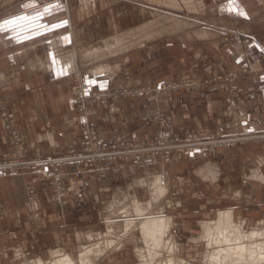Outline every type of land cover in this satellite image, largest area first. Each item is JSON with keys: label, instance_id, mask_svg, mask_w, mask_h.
I'll list each match as a JSON object with an SVG mask.
<instances>
[{"label": "crops", "instance_id": "0c3cea01", "mask_svg": "<svg viewBox=\"0 0 264 264\" xmlns=\"http://www.w3.org/2000/svg\"><path fill=\"white\" fill-rule=\"evenodd\" d=\"M64 1L59 5L60 0H51L43 10L20 13L0 25V98L9 100L23 144L31 153L56 154L67 147H80V115L75 112L70 83L76 68L85 82L100 90L114 83L177 76L203 80L213 73L234 71L242 93L236 107L238 119L242 125L264 126V0ZM119 2L137 5L141 13L150 8L163 9L193 21L194 26L147 38L105 59L113 66L107 75L90 73L88 65L78 59L67 71V66H54L48 71L29 67V60L38 55L63 47L74 51L80 46L101 45L103 39L146 22L132 7L118 8ZM224 96L219 85L204 84L197 92L180 90L152 104L138 98L106 101L95 110L98 133L102 138L116 135L142 141L158 133L156 118L161 115L171 132L223 129ZM6 145V123L0 117V151ZM242 163L243 170L239 169ZM161 170L164 167L159 163L65 169L68 200L63 205L57 203L48 182L40 177H0L3 225L11 233L0 245V255H26L28 248L33 250L29 254L36 255L35 247L44 248L43 253L48 255L50 249H68L63 242L65 236L80 244L89 231L105 221L109 207L117 209L127 205L129 199L140 200V194L147 192L151 198V180L155 174H162ZM166 170L174 175L177 187L192 193L195 200H202L205 191L203 201L207 203L238 206L243 190L239 176L246 174L254 207L259 213L264 210V145L245 147L223 159L193 154L176 160ZM27 185L35 196L34 222L44 229L40 234H22L33 228L30 210L25 206ZM96 207L103 208L101 214L95 213Z\"/></svg>", "mask_w": 264, "mask_h": 264}, {"label": "rangeland", "instance_id": "374dc122", "mask_svg": "<svg viewBox=\"0 0 264 264\" xmlns=\"http://www.w3.org/2000/svg\"><path fill=\"white\" fill-rule=\"evenodd\" d=\"M50 2L51 0H0V25L2 22L5 23L8 20L13 19L15 15H19L20 13H26L30 10L35 9L43 10L46 4H49ZM64 3V0H60L59 5H63ZM118 4V8L125 6L132 7L133 11L139 15V19L142 18V20L146 22H148L149 20H153V18L157 17L158 14V11L153 8H150L146 11L144 10L143 14L140 12V9H138L139 7H137V5H124L122 2H119ZM112 7L114 9L115 5ZM162 10L163 9H160L161 12ZM112 19H114V16L112 17ZM11 25H13V23L9 26ZM168 33L169 31H163L160 32V34H157V36H168ZM155 36L153 35L152 37ZM105 39H103V41ZM88 47L90 46H87L85 48L80 46L78 47L79 50L76 49L74 51L71 47H63L57 48L54 52L49 53H70L71 57L69 58L70 60L68 59L69 61L66 69L67 71L71 68V65L75 62V59L82 61V59L80 58L81 52L83 51V49H87ZM49 53H46L42 56L38 55L36 57L44 58ZM104 62L107 63L105 59ZM82 63L85 64L84 61H82ZM85 65H88L90 73H92L91 65ZM237 74L238 73L234 71H227L225 73H213L208 78H205L203 80H200L194 76H177L172 79H163L159 81L142 80L136 83H114L111 85V87L100 90L85 82V80H83L82 78V74L80 73L78 68H76V70L73 71V73H71L70 75V83L72 87V95L76 103L75 112L80 115L78 123L80 147H67L63 151L56 154L31 153L24 146L22 135L18 129L15 115L10 108V102L7 98L1 97L0 117L6 123L7 147L4 150H1L0 153L11 151L9 141L13 132H15L20 137V142L15 146V149L17 152H21L22 150L23 157L21 159L25 163H28L38 157L52 156L53 158H60L64 155H76L81 152H86L88 156L94 154L95 157L94 160L89 162L69 165L63 163L64 161H62L61 166L57 171L60 179L57 183L56 181H54V179L48 178L44 174L32 171L31 169L20 170L14 173L0 175V177L23 175H34L40 177L48 182L51 189V194L53 198L56 199L57 203L59 205H63L68 200L67 191L65 190V169L74 170L85 166L102 167L109 164L126 165L127 167H139L140 165L151 166L155 163L162 164L164 170H161L162 174H158V176L162 177L165 185L167 186V190L163 194V196H160L159 199L152 200V205L154 208L153 210H155V208L160 203L164 204L163 200H165L166 198L169 200L170 203L165 204L163 210L166 211L167 214L172 216V224L169 232L172 235L173 241L179 248L180 255L191 264H204L206 262V259L204 258H206L205 255L208 249L207 244H205L206 242L202 236L203 231H201L203 228V222H208L213 219L215 213L221 209H232L234 212L233 214L236 223L240 220L243 221L241 223L243 229L245 231H250L252 228L262 227V225H264V210L262 213H259V210L254 207L253 201L251 199L252 185L250 184L249 177L246 174H242L239 176L240 184L243 190L241 193V204L240 206H238L235 203L227 204L223 202L219 203L217 201L211 202L209 199L208 200L210 201V203H207L206 201H203L205 196H207V192L205 191L202 192V200H195L193 196H191L192 193L188 192L186 189L181 190L177 187V185L175 184L174 175L171 172H168L166 168H168V166H170L176 160L188 159L193 154L199 155L200 157H217L223 159L226 155H235L238 151H241L245 147L264 145V126L251 127L248 125H242V123L238 119L236 107L241 99L242 93L240 86L237 84ZM3 77H5V75ZM204 84L219 85L225 93L223 110L226 124L223 129H215L211 131L189 130L184 131L183 133L171 132L166 126L165 117L161 115L157 116L156 118L157 124L159 126L158 133L149 139H145L142 141H133L122 137H117L116 135L108 138H102L98 133L95 110L103 102L138 98L147 101L149 104H152L157 98L162 96L174 95L180 90L197 92ZM162 86L164 89L161 88ZM77 88H81L82 91L80 92V90H78ZM79 94L83 96V105H81L82 103L80 104V98L78 96ZM236 121H239V128H235L234 126L237 123ZM84 125H87L89 127V130L94 133L98 142L100 143V148H98V146H93L95 147V150L92 151V148L88 147L89 145L85 144V142L87 141L83 132ZM233 133L235 134L233 135ZM243 168L244 165L242 163L240 164L239 169L243 170ZM99 175H101V173H98V176ZM155 176L153 177V179L155 178ZM99 178L102 177L99 176ZM153 179L151 180V185ZM26 189H28V193L26 195L25 206H27L30 210L31 219H33V221L31 220L33 228L31 230H27L26 232H22V234L28 233L34 235V232L40 234L42 233V231H44V229L40 225H36L34 222V217L37 213V209L32 207L35 202V196L30 189V185H27ZM148 194L150 193L147 192L145 193V195L140 194L139 198L141 201L138 199L139 202L144 203L145 201L149 200L150 198ZM134 199H129L127 206H130ZM122 207H125V205L117 208H120L118 210V213L123 210ZM102 209L96 207L94 211L95 213L99 211L98 213L101 214ZM111 209H113L114 211L117 210L113 207H109L107 209L108 213L106 215V218L109 216ZM113 215L115 214L113 213ZM3 221L4 213L0 209V245L3 244V242H5L3 240L7 239L11 234L4 227ZM119 231L120 229L118 228L116 232L121 235L123 232ZM105 232L106 221H102L96 226V229L94 227V229L91 232L89 231L88 233H92L93 235L96 234V236H94L99 242H102V239L99 238V233H102V236H105ZM113 236H115V234H113ZM138 237L139 236L136 231L130 234L125 240H123V242H118L117 237V240L115 239V245L110 248L111 250H109L108 252H104L103 255L94 264H140L141 260L135 254V245L140 244V239ZM198 238L201 240H199ZM196 241H198L199 243ZM63 242L67 244V246L65 247L68 248L63 250L69 252L73 251V253L76 254L79 246H85L94 241L84 238V240H82L81 243L77 245V241L69 239L67 236H65ZM30 243L32 242L30 241ZM76 245L78 248L76 247ZM34 250H36L37 252L36 255H31L33 254L31 253V251H33L31 250V248H28V251H26V255L22 252V254L18 256L9 254L8 257H4L0 255V263L20 264L23 261L31 262L38 257L42 258L44 261H49L50 251L55 249H50L48 255L43 253L44 248L39 249L35 247Z\"/></svg>", "mask_w": 264, "mask_h": 264}, {"label": "bare ground", "instance_id": "6f19581e", "mask_svg": "<svg viewBox=\"0 0 264 264\" xmlns=\"http://www.w3.org/2000/svg\"><path fill=\"white\" fill-rule=\"evenodd\" d=\"M159 11L153 20L136 28L114 34L106 38L101 45H92L83 49L80 58L85 64L91 65L93 74L107 75L113 71V66L105 63L104 59L120 54L147 38L151 39L155 34L157 36L160 32L182 31V29L185 30L186 27L193 25V21L187 18ZM199 31L200 29L197 32L201 35ZM207 33L209 34V32ZM70 57V54L64 52L49 53L44 58L30 59L28 65L42 71H47L54 66L64 69ZM254 178L256 177L254 176ZM150 188L151 198L144 203L134 199L132 203L130 202V206L125 205L119 213L120 208L115 211L110 210V214L105 220V236L99 233L102 242L97 240L96 234L94 236L92 233H88L84 238L94 242L79 246L76 254L73 251L69 252L59 248L50 251L49 261L38 257L31 262L23 261L20 264H94L104 252L111 250L110 248L115 245L117 237L118 242H123L134 231L138 233L140 239V244L135 245V254L141 260L140 264H191L180 255L179 248L169 232L172 216L163 210L165 204L170 203L169 200L166 198L163 200L164 204L160 203L153 210L152 200L159 199L167 190L162 177L156 175ZM213 217L210 221L202 223V236L208 249L204 264H264V225L245 231L241 224L243 221L240 220L236 223L232 209H221ZM118 228L123 232L121 235L116 232Z\"/></svg>", "mask_w": 264, "mask_h": 264}, {"label": "built area", "instance_id": "2783aa9c", "mask_svg": "<svg viewBox=\"0 0 264 264\" xmlns=\"http://www.w3.org/2000/svg\"><path fill=\"white\" fill-rule=\"evenodd\" d=\"M83 88V87H82ZM162 89L163 86L161 87ZM78 89V88H77ZM80 92L82 91L79 88ZM79 96L80 104H84V99L81 94ZM97 97V96H96ZM82 98V99H81ZM234 125L235 128H239V121ZM84 136L86 138L85 144L89 145L88 147L92 148V151L95 150V147L98 146L100 148V143L98 142L96 136L93 132L89 130V127L84 125L83 128ZM235 133H233L234 135ZM20 137L18 134L13 132L11 139L9 141L11 151L0 153V175H5L9 173H14L20 170H27L31 169L32 171L39 172L40 174H44L48 178L54 179V181L59 182V175H58V168L61 166V162L65 164H77L82 162H89L94 160V154L87 155L86 152H81L76 155H64L60 158H53L52 156L46 157H38L33 159L32 161L25 163L22 161L23 152H17L15 146L19 144ZM95 146V147H93ZM87 147V146H86ZM90 159V160H89ZM54 161V162H53Z\"/></svg>", "mask_w": 264, "mask_h": 264}]
</instances>
